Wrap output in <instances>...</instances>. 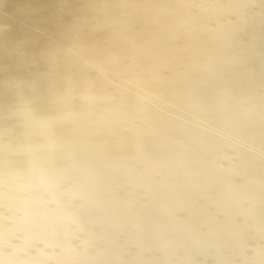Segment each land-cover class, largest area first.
Instances as JSON below:
<instances>
[{
	"label": "clouds",
	"instance_id": "1",
	"mask_svg": "<svg viewBox=\"0 0 264 264\" xmlns=\"http://www.w3.org/2000/svg\"><path fill=\"white\" fill-rule=\"evenodd\" d=\"M0 264H264V0L0 4Z\"/></svg>",
	"mask_w": 264,
	"mask_h": 264
},
{
	"label": "bare ground",
	"instance_id": "2",
	"mask_svg": "<svg viewBox=\"0 0 264 264\" xmlns=\"http://www.w3.org/2000/svg\"><path fill=\"white\" fill-rule=\"evenodd\" d=\"M7 2L8 3H13V2H15V0H7ZM3 3H5V0H0V4H3ZM7 11L10 13V14H12V13H14V9L13 8H11V7H9L8 9H7ZM10 23H11V21H9Z\"/></svg>",
	"mask_w": 264,
	"mask_h": 264
}]
</instances>
